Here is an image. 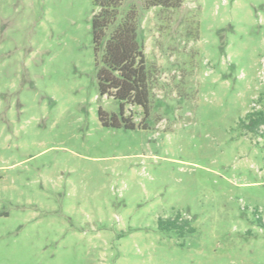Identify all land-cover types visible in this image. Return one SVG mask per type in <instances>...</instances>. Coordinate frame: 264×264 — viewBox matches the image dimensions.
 I'll list each match as a JSON object with an SVG mask.
<instances>
[{
  "label": "rangeland",
  "instance_id": "obj_1",
  "mask_svg": "<svg viewBox=\"0 0 264 264\" xmlns=\"http://www.w3.org/2000/svg\"><path fill=\"white\" fill-rule=\"evenodd\" d=\"M93 11L0 0V264H264V126L239 125L264 111V0L143 13L133 129L99 93Z\"/></svg>",
  "mask_w": 264,
  "mask_h": 264
},
{
  "label": "trees",
  "instance_id": "obj_2",
  "mask_svg": "<svg viewBox=\"0 0 264 264\" xmlns=\"http://www.w3.org/2000/svg\"><path fill=\"white\" fill-rule=\"evenodd\" d=\"M184 0H93L91 18L92 43L97 67L96 77L101 96L112 97L119 103V114L125 128L133 129L134 122L125 116L127 105L138 107L147 114L150 93V72L146 66L140 21L143 13L152 8L178 9ZM104 126L120 127L112 115L111 122L99 112ZM248 132H258L264 126V111L248 113L240 121ZM161 230L181 227L178 219L158 220Z\"/></svg>",
  "mask_w": 264,
  "mask_h": 264
}]
</instances>
